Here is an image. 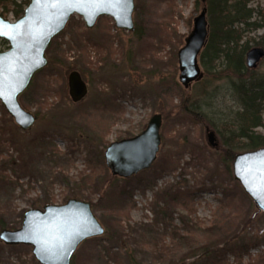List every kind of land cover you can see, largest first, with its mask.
Segmentation results:
<instances>
[{"label":"rangeland","instance_id":"obj_1","mask_svg":"<svg viewBox=\"0 0 264 264\" xmlns=\"http://www.w3.org/2000/svg\"><path fill=\"white\" fill-rule=\"evenodd\" d=\"M196 1L134 0V29L129 32L115 28L109 17L98 18L92 29L80 17L70 18L45 52L46 66L18 96L20 106L36 117L33 126L19 129L0 103L4 229L20 228V215L29 209L74 198L90 204L104 232L83 241L70 264H129L128 256L138 264H264V212L234 180L233 161H224L220 151L226 148L223 138L230 140L235 133L233 119L240 107L232 83L217 65L189 90L178 82L177 52L201 7ZM248 7L264 12V0H252ZM2 17L17 20L12 13ZM261 36L264 28L245 32L243 41L250 39V48L257 47ZM8 48L0 40V52ZM250 70L264 74V58ZM72 71L87 85L86 96L77 103L68 94ZM184 99L200 120L182 111ZM154 114L161 115L162 123L152 167L165 169L156 179L152 167L138 173L149 183L135 186L130 200L117 198V180L123 178L111 175L104 150L140 134ZM262 120L257 131L264 135V111ZM206 129L215 134L217 148L209 145ZM231 144L235 155L249 151L243 139L233 138ZM89 155L96 156L100 171L87 164ZM90 179L103 186L91 187ZM77 187L79 198L73 196ZM175 188L192 195L172 202L159 197ZM161 209L165 217L157 216ZM112 235L117 241L106 242ZM105 246L117 257L99 256ZM26 247L11 250L4 245L1 264H38L31 261L32 248Z\"/></svg>","mask_w":264,"mask_h":264},{"label":"water","instance_id":"obj_2","mask_svg":"<svg viewBox=\"0 0 264 264\" xmlns=\"http://www.w3.org/2000/svg\"><path fill=\"white\" fill-rule=\"evenodd\" d=\"M192 20V29L177 52L178 82L189 90L200 82L204 71L199 56L209 34L206 0ZM134 0H29L23 15L10 22L0 15V40L9 48L0 52V103L16 126L29 130L36 117L25 111L18 96L32 77L47 64L46 49L65 28L72 16L92 29L100 17H109L115 28L133 31ZM264 58V49L253 47L245 54V66L254 69ZM68 94L73 103L87 94V85L77 71L68 75ZM162 117L154 114L138 135L114 141L104 150L105 165L111 175L123 179L147 170L156 160L161 143ZM207 141L218 147L215 134L206 129ZM232 174L256 208L264 212V147L234 156ZM104 230L88 202L69 199L63 205H46L42 210L24 212L21 227L0 230L5 246H30L38 264H70L77 247L85 240L99 237Z\"/></svg>","mask_w":264,"mask_h":264},{"label":"trees","instance_id":"obj_3","mask_svg":"<svg viewBox=\"0 0 264 264\" xmlns=\"http://www.w3.org/2000/svg\"><path fill=\"white\" fill-rule=\"evenodd\" d=\"M250 1L252 0H206L205 2L207 7L209 34L207 43L200 53L199 63L205 68L204 72L206 74H211L212 70H216L217 67H221V69H223L222 73L225 74V78L231 81L232 89L240 106L233 119V126L235 127L234 135L230 137V140L222 137L223 146L226 148L222 147L220 151L224 156V161L229 162L233 161L235 155L231 149V147H233V144H231V140H233V138L243 139L244 146L249 151L264 147V135L257 131V129L262 127L263 124L264 74L258 75L253 70L246 68L245 54L251 49L250 43L252 40L249 39L243 41V35L245 32L257 31L264 28V12L262 10L255 12L252 8L248 7ZM26 5L27 2L18 4L16 0H0V11H2L0 14L2 16H6L7 13H12L13 17L18 19L23 15ZM195 5L198 6L202 4H200V1H196ZM72 18L73 17H71L70 22L73 21ZM57 37H55L48 45L46 54L48 53L51 44H53ZM100 45L101 44L97 45L98 48H100ZM255 45L264 49V36H261ZM180 107L188 116L200 120V114L189 108V104L186 102V99L180 103ZM197 154L200 156V153ZM95 159L96 156H90L87 159V164L93 169V171H100L98 169L102 167L99 165L96 166ZM152 166L153 165H151V167ZM225 168L229 173L230 170L227 165H225ZM152 169L154 171L151 173V176L156 179L159 175L158 173H161L165 168L158 169L154 166ZM140 173L141 172H139V174ZM139 174L128 179L117 180L118 183L115 187L117 191V198L130 200L135 186L146 185V183H149V178L142 179L139 177ZM89 181L91 182L90 185L93 188L103 186L102 183H92V179ZM81 184L82 186H85V184ZM78 190L79 188L77 187L73 191L74 197H81ZM107 192L108 191H106L105 194ZM191 195L192 191L188 189L180 191L178 188H175L174 192L168 189L167 191L164 190L159 193V197L163 201L169 200L170 202L177 201L178 199H181L182 196L188 197ZM181 205L189 213L192 211L188 204L182 203ZM157 216L165 217V211L163 209L159 210L157 212ZM20 217L22 218L21 215ZM6 227L7 226L4 222L0 220V230ZM93 239L94 238H90L89 240ZM117 239V236L112 235L108 240H106V242H109L110 240L117 241ZM23 248L27 247L23 245L9 246V249L11 250ZM3 249L4 245L0 242V253ZM111 251L112 248H107L105 246L101 251H99V256L103 253V257H117L116 255L118 253L115 254ZM219 251L222 250H217V252ZM127 258L129 260V264H138L133 256H128ZM31 261L35 263L34 258H32Z\"/></svg>","mask_w":264,"mask_h":264}]
</instances>
